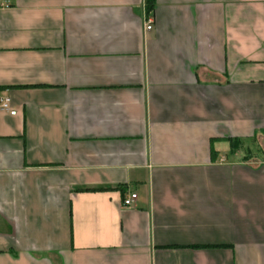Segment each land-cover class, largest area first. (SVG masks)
Listing matches in <instances>:
<instances>
[{"label":"crops","instance_id":"obj_1","mask_svg":"<svg viewBox=\"0 0 264 264\" xmlns=\"http://www.w3.org/2000/svg\"><path fill=\"white\" fill-rule=\"evenodd\" d=\"M149 16L0 0V264H264V0Z\"/></svg>","mask_w":264,"mask_h":264},{"label":"built area","instance_id":"obj_2","mask_svg":"<svg viewBox=\"0 0 264 264\" xmlns=\"http://www.w3.org/2000/svg\"><path fill=\"white\" fill-rule=\"evenodd\" d=\"M152 24H153L152 18L150 16H147L145 18V29L147 31L151 30ZM0 110L8 112L12 116L15 115V110L11 109L10 101L7 97H3L0 99ZM135 198H136L135 194L128 195L126 198L123 199V205L126 207L130 206L133 203V201L135 200Z\"/></svg>","mask_w":264,"mask_h":264},{"label":"trees","instance_id":"obj_3","mask_svg":"<svg viewBox=\"0 0 264 264\" xmlns=\"http://www.w3.org/2000/svg\"><path fill=\"white\" fill-rule=\"evenodd\" d=\"M152 9H153V0H145V12L147 16H149ZM210 153H211V156L214 155V152L212 150Z\"/></svg>","mask_w":264,"mask_h":264}]
</instances>
